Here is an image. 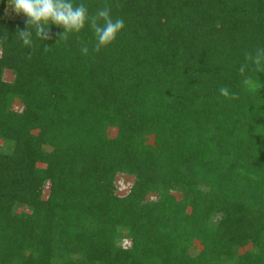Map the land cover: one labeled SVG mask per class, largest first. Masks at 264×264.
<instances>
[{
  "label": "trees",
  "instance_id": "trees-1",
  "mask_svg": "<svg viewBox=\"0 0 264 264\" xmlns=\"http://www.w3.org/2000/svg\"><path fill=\"white\" fill-rule=\"evenodd\" d=\"M4 1L0 264H264V72L239 71L264 0H72L124 20L99 53L87 24L25 47Z\"/></svg>",
  "mask_w": 264,
  "mask_h": 264
},
{
  "label": "clouds",
  "instance_id": "clouds-1",
  "mask_svg": "<svg viewBox=\"0 0 264 264\" xmlns=\"http://www.w3.org/2000/svg\"><path fill=\"white\" fill-rule=\"evenodd\" d=\"M7 3L17 15L23 14L26 17V28L23 30L17 28L16 34L23 45L30 49L34 47L33 34L42 41L52 38L51 25L63 28L62 33H57L58 42L66 41L70 34L80 33L86 24L90 25L96 39L94 51L97 53L101 48H106L115 42L119 33L125 28L122 18H112L108 5L97 9L95 14L90 15L85 4L76 5L72 0H7ZM6 13L10 14L8 10ZM0 39H7V37ZM48 50L49 47L44 45L43 51L47 53ZM80 52L85 56L89 54L88 46L82 41ZM244 57L245 62L241 64L239 71L243 77V85L251 87L254 85V80L247 73L251 70L250 65L255 71L264 72V48H257L255 52L246 51ZM27 59H31V54ZM219 92L227 99L239 98L226 86H221Z\"/></svg>",
  "mask_w": 264,
  "mask_h": 264
},
{
  "label": "rangeland",
  "instance_id": "rangeland-1",
  "mask_svg": "<svg viewBox=\"0 0 264 264\" xmlns=\"http://www.w3.org/2000/svg\"><path fill=\"white\" fill-rule=\"evenodd\" d=\"M6 10H8V13L10 14H7L6 13ZM4 17L6 18H10V19H20L22 17V14L20 15H17L14 11H12L10 8H9V5L7 3V0L4 1V10H3V14H2ZM3 78L6 79V80H10L11 79V74L8 72V71H5L4 74H3ZM14 108H18L19 107V103L17 102H14ZM108 132L110 134H112L114 132V129H109ZM151 140V138H150ZM46 149H48V147H45ZM132 181V178L130 176H127V175H122V174H117L114 178V184H115V187H116V192L118 194H122L124 193L129 184L131 183ZM46 194V189L43 190L42 192V197H44ZM178 197H179V194H176ZM218 219V215H214L211 217V222H215L216 220ZM119 245L121 246H128V240L126 238H122L121 240H119L118 242ZM250 245H246L245 247H241V248H238L236 249V253H242L245 249H249ZM200 248V245L199 243L196 241V240H193L191 245L189 246L187 252L189 255H195L198 250Z\"/></svg>",
  "mask_w": 264,
  "mask_h": 264
}]
</instances>
